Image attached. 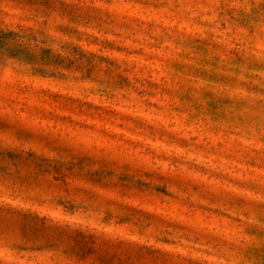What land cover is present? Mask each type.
I'll return each instance as SVG.
<instances>
[{"label": "rangeland", "instance_id": "374dc122", "mask_svg": "<svg viewBox=\"0 0 264 264\" xmlns=\"http://www.w3.org/2000/svg\"><path fill=\"white\" fill-rule=\"evenodd\" d=\"M0 264H264V0H0Z\"/></svg>", "mask_w": 264, "mask_h": 264}]
</instances>
